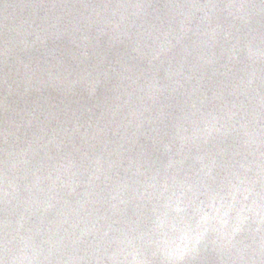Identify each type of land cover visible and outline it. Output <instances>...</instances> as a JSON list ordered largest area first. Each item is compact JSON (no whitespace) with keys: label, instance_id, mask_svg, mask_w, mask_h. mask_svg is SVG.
<instances>
[{"label":"clouds","instance_id":"obj_1","mask_svg":"<svg viewBox=\"0 0 264 264\" xmlns=\"http://www.w3.org/2000/svg\"><path fill=\"white\" fill-rule=\"evenodd\" d=\"M195 7L185 12L186 18ZM230 7L242 20L252 15L250 0H232ZM142 11L143 5L128 0L112 10L110 23L118 34L133 39L129 20ZM247 48L250 58L264 59V43L254 48L249 42ZM132 84L140 103L119 119L123 106L118 105L107 123L91 133L87 128L81 132L56 108L29 114L27 125L36 122L40 134L25 147L7 150L0 161V202L16 217L14 223L5 221L0 264H80L93 243L97 253L115 244L111 252L104 247L111 264H190L209 250L220 254L221 264H264V235L258 243L237 239L260 232L264 224V166L256 180L248 176L251 165L241 162L216 185L206 162L210 142L233 134L242 135L249 154L264 147V117L256 106L233 103L213 114L193 104L177 118L175 152L172 143H164L170 155L156 165L136 145L146 124L162 120L156 104L168 86L151 79ZM256 103L264 110V99ZM77 133L79 145L73 142ZM194 149L192 159L199 168L189 174L183 168ZM130 206L136 208L133 215Z\"/></svg>","mask_w":264,"mask_h":264},{"label":"water","instance_id":"obj_2","mask_svg":"<svg viewBox=\"0 0 264 264\" xmlns=\"http://www.w3.org/2000/svg\"><path fill=\"white\" fill-rule=\"evenodd\" d=\"M127 2L0 0V161L7 150L25 147L40 134L36 122L26 123L29 114L38 110H62L70 122L81 126V132L104 126L110 113L122 105L119 119L140 103L134 80L142 84L151 79L168 86L156 104L162 120L146 124L136 145V151L143 150L156 165L166 163L170 155L164 143H172L175 152L177 118L193 104L215 114L233 103L251 101L264 117L256 103L264 99V59L250 58L247 48L249 42L254 48L264 43L261 0H250L252 15L246 20L234 15L232 0H135L143 11L129 20L133 39L118 34L110 23L112 10ZM191 5L196 7L186 18ZM202 6L207 7L199 10ZM51 77L56 79L50 82ZM55 123L48 126L49 133ZM241 141L242 135L233 134L208 145L211 156L206 162L213 167L216 185L241 162L251 165L249 178L260 179L264 147L249 154ZM73 142L82 143L79 133ZM195 154L194 149L184 172L194 174L199 168L192 159ZM256 187L260 189L259 183ZM128 212L133 215L136 208L130 206ZM15 219L0 202V237L5 221ZM259 227L260 232L242 233L237 239L258 243L264 224ZM96 247L93 243L87 249L90 255L80 264H111L104 247L111 252L115 244L102 246L98 253ZM190 264H221V257L209 250Z\"/></svg>","mask_w":264,"mask_h":264}]
</instances>
